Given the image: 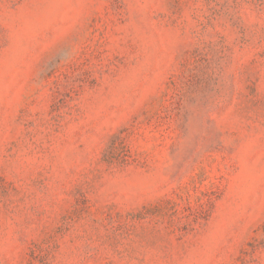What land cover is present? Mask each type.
Returning <instances> with one entry per match:
<instances>
[{
	"label": "rangeland",
	"instance_id": "obj_1",
	"mask_svg": "<svg viewBox=\"0 0 264 264\" xmlns=\"http://www.w3.org/2000/svg\"><path fill=\"white\" fill-rule=\"evenodd\" d=\"M0 264H264V0H0Z\"/></svg>",
	"mask_w": 264,
	"mask_h": 264
}]
</instances>
